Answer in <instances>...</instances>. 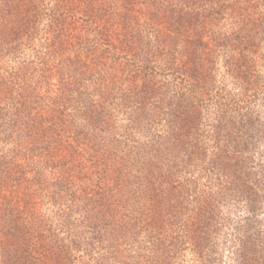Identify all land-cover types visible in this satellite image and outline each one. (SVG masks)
Here are the masks:
<instances>
[{"label":"trees","instance_id":"16d2710c","mask_svg":"<svg viewBox=\"0 0 264 264\" xmlns=\"http://www.w3.org/2000/svg\"><path fill=\"white\" fill-rule=\"evenodd\" d=\"M263 44L264 0H0V264H264Z\"/></svg>","mask_w":264,"mask_h":264},{"label":"rangeland","instance_id":"374dc122","mask_svg":"<svg viewBox=\"0 0 264 264\" xmlns=\"http://www.w3.org/2000/svg\"><path fill=\"white\" fill-rule=\"evenodd\" d=\"M263 53H264V44H263V46H262V50H261ZM261 218V220H262V226L264 227V217H260ZM227 251V250H226ZM232 254L230 253V252H226V253H224V260H226L227 261V259L231 256ZM227 264H228V261H227Z\"/></svg>","mask_w":264,"mask_h":264}]
</instances>
